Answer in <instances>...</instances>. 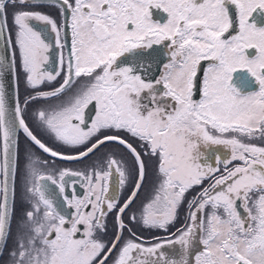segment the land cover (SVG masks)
Returning a JSON list of instances; mask_svg holds the SVG:
<instances>
[{
  "label": "snow or ice",
  "instance_id": "6c2138e0",
  "mask_svg": "<svg viewBox=\"0 0 264 264\" xmlns=\"http://www.w3.org/2000/svg\"><path fill=\"white\" fill-rule=\"evenodd\" d=\"M0 264H264V0H0Z\"/></svg>",
  "mask_w": 264,
  "mask_h": 264
},
{
  "label": "flooded vegetation",
  "instance_id": "af4514ba",
  "mask_svg": "<svg viewBox=\"0 0 264 264\" xmlns=\"http://www.w3.org/2000/svg\"><path fill=\"white\" fill-rule=\"evenodd\" d=\"M213 147H222V146H213ZM61 166L76 168V167H81L82 165H78L75 163H69V164H62ZM17 195L19 196V179L17 181ZM176 226L179 227V223ZM172 230H174V229H172ZM141 234L145 239L150 240L153 235H159L160 233H153V232H149V231L145 230Z\"/></svg>",
  "mask_w": 264,
  "mask_h": 264
},
{
  "label": "rangeland",
  "instance_id": "374dc122",
  "mask_svg": "<svg viewBox=\"0 0 264 264\" xmlns=\"http://www.w3.org/2000/svg\"><path fill=\"white\" fill-rule=\"evenodd\" d=\"M23 91V90H22Z\"/></svg>",
  "mask_w": 264,
  "mask_h": 264
}]
</instances>
